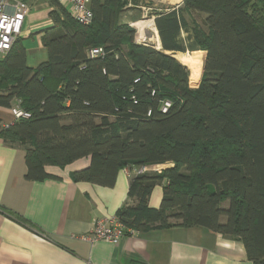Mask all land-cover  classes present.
<instances>
[{
    "label": "trees",
    "instance_id": "trees-1",
    "mask_svg": "<svg viewBox=\"0 0 264 264\" xmlns=\"http://www.w3.org/2000/svg\"><path fill=\"white\" fill-rule=\"evenodd\" d=\"M117 1L92 0L89 26L58 5L43 41L48 60L35 69L18 40L0 57V107L17 101L30 114L0 127V137L24 147L29 181L82 158L89 165L72 179L101 187L128 165L171 164L130 178L136 203L115 217L135 231L201 227L230 236L252 264H264V0H184L205 14L208 32L197 26L194 46H184L185 22L160 16L161 50L135 44ZM186 50L205 53L195 88L166 54ZM156 185L162 198L150 209Z\"/></svg>",
    "mask_w": 264,
    "mask_h": 264
},
{
    "label": "crops",
    "instance_id": "crops-1",
    "mask_svg": "<svg viewBox=\"0 0 264 264\" xmlns=\"http://www.w3.org/2000/svg\"><path fill=\"white\" fill-rule=\"evenodd\" d=\"M26 1L29 13L18 42L26 66L35 69L48 60L43 41L54 30L51 14L64 6L53 0ZM116 7L118 21L134 29L135 44L156 50L161 44L154 21L160 16L175 12L177 21L185 22L180 30L184 46H194L197 26L208 32L205 14L184 8V0H118ZM143 22L148 23L145 29L140 28ZM186 52L205 57L200 50ZM175 53L181 52H166ZM17 106L13 101L11 108L0 107L1 129L15 122L11 109ZM88 165L89 158H82L63 167L47 166V177L29 181L24 177V147L0 137V264H252L240 241L201 227L143 232L126 228L116 245L82 240L96 219L115 217L136 203L128 194L131 177L126 169L111 187L75 182L72 174ZM161 198L162 186L156 185L147 198L148 208L157 209Z\"/></svg>",
    "mask_w": 264,
    "mask_h": 264
},
{
    "label": "built area",
    "instance_id": "built-area-1",
    "mask_svg": "<svg viewBox=\"0 0 264 264\" xmlns=\"http://www.w3.org/2000/svg\"><path fill=\"white\" fill-rule=\"evenodd\" d=\"M64 6L71 19L79 25L92 24L93 13L90 0H53ZM29 7L26 0H0V57L8 53L22 33V26ZM91 55L101 54V49L92 50ZM14 120H27L30 114L19 109H11ZM127 229L116 217L96 219L90 232L82 236L89 243L98 241L113 245L125 237ZM130 234H133L130 232Z\"/></svg>",
    "mask_w": 264,
    "mask_h": 264
},
{
    "label": "bare ground",
    "instance_id": "bare-ground-1",
    "mask_svg": "<svg viewBox=\"0 0 264 264\" xmlns=\"http://www.w3.org/2000/svg\"><path fill=\"white\" fill-rule=\"evenodd\" d=\"M203 56H202V54L200 52H194V53H188V54H185V53H175V54H173V57L176 60H178V62L180 64H182L183 66H185L186 68L189 69L190 77L193 78V79L194 78H198V76L200 74H202L203 60H204Z\"/></svg>",
    "mask_w": 264,
    "mask_h": 264
},
{
    "label": "rangeland",
    "instance_id": "rangeland-1",
    "mask_svg": "<svg viewBox=\"0 0 264 264\" xmlns=\"http://www.w3.org/2000/svg\"><path fill=\"white\" fill-rule=\"evenodd\" d=\"M62 9L66 12V14L70 17V15L67 13V11L62 7ZM71 18V17H70ZM146 27H148V23L146 22H143L142 25L140 26V28L142 29H145ZM138 28V27H137ZM185 54H188L189 52H184ZM202 54V53H201ZM204 54H202L203 56ZM204 57V56H203ZM204 59V58H203ZM178 61V60H177ZM182 65V64H181ZM185 67V66H184ZM188 72H189V69L187 68ZM189 78L191 79V82H192V86L189 84V86L191 88H195L197 84V79L196 78H191L190 77V72H189ZM200 82V81H199ZM197 83V84H196ZM18 107V106H17ZM172 165L171 164H166V165H159V166H146V167H142V166H135V165H128L125 169L128 171L129 173V176L131 178H133L135 175H138L140 173H159L162 169H165V168H168V167H171Z\"/></svg>",
    "mask_w": 264,
    "mask_h": 264
}]
</instances>
